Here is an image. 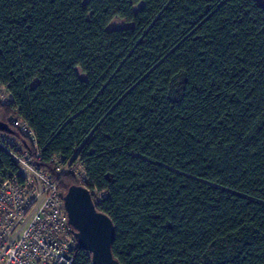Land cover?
Returning <instances> with one entry per match:
<instances>
[{
	"label": "trees",
	"instance_id": "16d2710c",
	"mask_svg": "<svg viewBox=\"0 0 264 264\" xmlns=\"http://www.w3.org/2000/svg\"><path fill=\"white\" fill-rule=\"evenodd\" d=\"M0 87L10 136L34 152L22 120L41 167L79 162L104 196L120 264H264L260 0H0Z\"/></svg>",
	"mask_w": 264,
	"mask_h": 264
},
{
	"label": "built area",
	"instance_id": "2783aa9c",
	"mask_svg": "<svg viewBox=\"0 0 264 264\" xmlns=\"http://www.w3.org/2000/svg\"><path fill=\"white\" fill-rule=\"evenodd\" d=\"M9 103V94L0 87V104ZM10 124L30 142L34 152L0 132V147L18 166L16 175L0 181V264H72L77 243L67 226L57 180L72 173L85 187L84 169L79 162L64 164L55 157L51 161L58 177L54 178L39 165L41 155L28 125L19 119H12ZM90 193L94 203L104 197Z\"/></svg>",
	"mask_w": 264,
	"mask_h": 264
},
{
	"label": "water",
	"instance_id": "95a60500",
	"mask_svg": "<svg viewBox=\"0 0 264 264\" xmlns=\"http://www.w3.org/2000/svg\"><path fill=\"white\" fill-rule=\"evenodd\" d=\"M0 132L12 130L0 121ZM67 226L77 247L90 256V264H120L112 253L114 225L105 214L97 211L90 191L81 185H71L62 196Z\"/></svg>",
	"mask_w": 264,
	"mask_h": 264
},
{
	"label": "rangeland",
	"instance_id": "374dc122",
	"mask_svg": "<svg viewBox=\"0 0 264 264\" xmlns=\"http://www.w3.org/2000/svg\"><path fill=\"white\" fill-rule=\"evenodd\" d=\"M137 9V8H136ZM131 24L127 23L119 18H115L113 19L109 25L107 26L108 30H112V29H121V28H126L129 27ZM79 76L82 77V75L80 74V72H78ZM73 171H76L75 168H73ZM75 174L77 175V171L75 172Z\"/></svg>",
	"mask_w": 264,
	"mask_h": 264
},
{
	"label": "crops",
	"instance_id": "0c3cea01",
	"mask_svg": "<svg viewBox=\"0 0 264 264\" xmlns=\"http://www.w3.org/2000/svg\"><path fill=\"white\" fill-rule=\"evenodd\" d=\"M264 4V0H260Z\"/></svg>",
	"mask_w": 264,
	"mask_h": 264
}]
</instances>
